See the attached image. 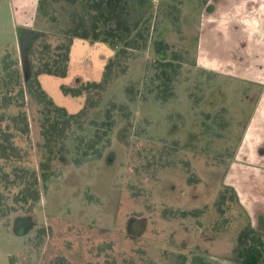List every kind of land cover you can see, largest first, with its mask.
<instances>
[{"label":"rangeland","instance_id":"rangeland-1","mask_svg":"<svg viewBox=\"0 0 264 264\" xmlns=\"http://www.w3.org/2000/svg\"><path fill=\"white\" fill-rule=\"evenodd\" d=\"M154 2L160 7V0ZM24 6L19 0H0V61L11 52L22 70L29 67L33 55L26 43L22 46L21 35L25 41L29 33H23L32 30L31 36H37L35 48L44 42L56 46L61 32L70 24L71 10L63 2L39 0L26 10L25 22L29 25L24 26L20 25L25 19ZM162 15L159 11L157 22H161ZM189 27V37L193 39L195 35ZM173 32V25L165 23L162 36L172 34L175 40L178 37ZM115 55L116 49L107 43L75 38L67 76L42 74L40 82L58 106L77 114L84 109L87 95H67L62 87L101 82ZM188 57L190 63H185L176 97L167 103L155 94L144 99L155 73L154 52L138 54L130 61L128 73L111 84L103 106L90 115L89 121H102L106 105L111 102L130 104L132 116L125 118L117 111L111 146L102 158H92L80 166L73 163L78 139L91 137L94 130L89 122L74 127L69 153L54 163L56 174L48 188L43 187V197L35 209H20L0 219V264H50L58 256L65 257L68 264H180L181 255L188 256L186 264H239L236 253L246 236L263 231L251 228L250 206L244 195L241 199L237 194L238 175L249 169L239 167L241 157L236 156V164L226 173L238 141V134L221 131L222 126L236 125L230 113L219 111L214 118L218 122L209 120L204 129L202 114L220 106H238L244 92L233 88L231 81L195 69L193 58ZM200 64L201 68L217 70L216 65L204 60ZM131 83H138L141 95L129 103L126 87ZM22 109L31 122L30 137L15 131L10 124L7 127L15 132L16 144L24 150L23 165L39 172L45 154L39 121L41 106L28 97ZM19 110L14 106L5 112L13 116ZM202 130L208 134H202ZM175 141L180 143L178 153L171 157L175 165L163 168L159 162L161 148ZM247 143L252 146L249 137ZM248 164L255 167L250 161ZM6 170L11 171L12 166ZM263 175L243 176L239 180L247 196L254 198V182ZM189 177L199 182L189 185ZM18 191L16 187L6 189L0 180V193L13 198ZM222 194L226 200L221 205ZM165 210L179 213L167 216ZM185 210L202 212L198 217H182L180 212ZM42 228L47 235L39 234Z\"/></svg>","mask_w":264,"mask_h":264},{"label":"trees","instance_id":"trees-1","mask_svg":"<svg viewBox=\"0 0 264 264\" xmlns=\"http://www.w3.org/2000/svg\"><path fill=\"white\" fill-rule=\"evenodd\" d=\"M48 1L54 4L63 2L71 7L70 24L61 32V41L56 46L44 42L35 48L34 39L37 36L35 34L34 37L31 36L34 32L30 30L23 33H29L25 41L24 35H21L22 46L24 47L26 43L30 55H33L29 67H24L22 70L19 61L13 59L11 52H7L0 61V180L5 184L6 189L19 188L13 198L0 193V219L8 218L20 209L27 212L35 209L43 197V187L48 188L49 181L56 174L54 163L59 159H64L69 153L68 142L75 126L89 122L94 131L91 137H79L73 163L80 166L92 158L100 159L104 156L105 150L111 146V137L117 126L116 112L119 111L125 118H129L132 116L130 104L115 102L107 104L102 121H89L90 115L103 106L108 88L117 78L128 73L130 61L138 54L152 51L156 57L152 64L155 71L151 81L152 85L144 99L147 100L149 95L155 94L158 100L167 103L176 97L177 83L185 68V63L190 61L188 56L193 58L192 64L195 65L198 37L197 28L191 16L195 13L193 7L195 4L205 5L207 3V0H170V2L160 0L161 5L158 7L153 0ZM159 11L163 12L160 23L156 21ZM197 13L199 14L200 11L198 10ZM168 22L173 25V33L178 37L175 40L172 34L162 36L164 24ZM189 25L192 26L195 35L193 39L189 37ZM160 29L161 37H159ZM75 38L107 43L116 49V55L106 66L101 82H80L75 87H62L67 95H87L84 109L77 114H71L66 108L55 103L43 89L39 77L42 74L67 76L71 48ZM189 39L190 43L193 41L191 46L188 44ZM211 77L216 78L217 76ZM242 90L244 92L242 97L245 96L247 99L245 101H250L247 97L252 89L245 85L242 86ZM126 93L129 103L137 101L141 95L138 83L129 84L126 87ZM28 97L41 106L39 121L45 154L40 163L39 172L31 171L23 165L24 150L16 144L15 132L8 128L10 124L15 131L25 137H30L31 122L28 113L22 109L26 106ZM14 106L20 109L19 112L13 116L7 115L5 111ZM234 108L237 106L230 108L221 106L213 114L203 112L205 121L202 129L209 120L215 121L214 124L217 123L218 119L214 118L217 117L219 111L224 110L223 112L230 113L234 118L232 122L236 125L228 126L229 128L222 126L221 131H226L224 134H236L239 127L242 130V126L246 125L249 112L246 106L245 109L240 107L238 113L234 111ZM243 112L245 121L240 118ZM202 134L208 133L202 130ZM216 134L223 133L216 132ZM179 145L178 141L163 145L159 160L161 167H174L175 161L171 157L178 153ZM10 165L12 170L7 171L6 168ZM188 182L189 185H193L199 180L189 177ZM225 200L226 195L222 194L219 204H224ZM174 212L165 210L167 216L179 213ZM201 212V210H185L180 214L182 217H198ZM39 234L47 235L46 229H40ZM236 255L239 264H264V234L256 232L247 235ZM178 257L181 260L180 264H186L189 260L187 255ZM50 264H68V262L65 257L58 256Z\"/></svg>","mask_w":264,"mask_h":264},{"label":"crops","instance_id":"crops-1","mask_svg":"<svg viewBox=\"0 0 264 264\" xmlns=\"http://www.w3.org/2000/svg\"><path fill=\"white\" fill-rule=\"evenodd\" d=\"M19 2L25 5L23 9L25 13L33 7L34 2L39 0H19ZM193 11L195 13L191 16L197 28L198 37L195 69L212 76L216 75V78H222L224 81H231L233 88L248 85L253 92V95L251 92L247 97L250 101H245L247 99L244 96L237 108H234V111L238 113L240 107L244 109L245 106L248 107L249 116L242 130L239 127L236 132L239 139L232 149V159L227 164L226 173L236 164L234 163L236 156L241 157L239 167L249 170H242L239 173L236 181L239 187L237 194L241 199L244 195L246 200L244 202L250 206L253 218L251 228L256 230L263 228L260 234H264V177L254 182L255 200L252 196H247L239 182L243 176L248 178V176L264 174V0H207L205 5L195 4ZM27 20L25 13L24 22H20V25H29L25 22ZM249 25L252 28H249ZM201 60L216 65L217 70L207 66L201 68ZM215 112L217 110L209 113ZM243 115L240 118L245 121ZM248 137L252 146L247 143ZM224 141L222 143L225 145ZM247 150L252 153L249 154ZM249 161L254 163L255 167H249Z\"/></svg>","mask_w":264,"mask_h":264}]
</instances>
